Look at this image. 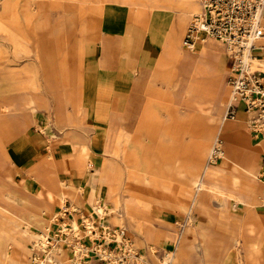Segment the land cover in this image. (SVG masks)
<instances>
[{"label":"rangeland","instance_id":"rangeland-1","mask_svg":"<svg viewBox=\"0 0 264 264\" xmlns=\"http://www.w3.org/2000/svg\"><path fill=\"white\" fill-rule=\"evenodd\" d=\"M127 1L132 8L149 10L150 3L148 6L144 0H140L142 4L138 0L137 2L134 0ZM193 1L198 12L197 0ZM4 2H6V7L2 6V0H0V106L15 101L18 103L17 105L23 108V102L34 96L40 103L41 111H46L48 116L54 117L55 129L59 134L71 130L83 132L77 94L80 82L78 74H80L82 47L95 30L100 7L105 0H4ZM192 14L194 13L184 17L179 39L176 42L177 54L175 56L177 61L172 62V102L161 101L159 103L160 117L146 120L148 122H146L145 127L154 126L157 133L155 144L146 146L145 150L138 149L141 145L136 143L135 135L121 136L113 133L109 136V149L103 153V169L105 171L100 184L102 203L103 201L106 202L109 207L115 208L117 206L119 213L122 212L125 204L131 205V209L138 220L137 224L127 220H122L121 223L109 222L104 224L108 228L107 230H124L125 238L129 241L134 254L126 260L125 264H161L164 256L174 251L172 249L177 252V257L173 263L171 260L170 264H178L180 259L184 257V250L195 248L191 232L186 230L189 226L187 223L189 215L192 220H197L195 218L197 211L193 208L192 202L193 191L188 178L202 172L203 166H206L209 150L216 138L222 141V147L225 144L216 127L212 129V134L209 135L207 127L200 121L201 118L192 112L189 97L186 96L187 100H184L183 84L190 77L187 75L188 69H185L186 72L182 69L179 59L183 55L192 58L196 54V52H187L182 45L183 34ZM20 31L23 35H28L29 52H26L23 39L19 38L22 37L18 35ZM16 35L18 38L15 37ZM33 40L40 41L38 58L35 57L36 53L34 54ZM207 42L218 44L224 52L225 47L219 41L207 40ZM261 44L264 45V41H261ZM259 58L264 59V56L260 55ZM58 69L61 79L58 82L61 87H64V94L59 96V105L63 109L60 118L57 117L56 110L53 109L58 102L55 93ZM51 74L54 75V82L51 80ZM227 74L228 63L226 59V72L222 77L225 89L223 112L229 94L226 82ZM179 78L182 83L180 82L178 86V82V87L173 88L174 83ZM31 83H33V88L30 87ZM72 89L75 90V93ZM22 108L18 107L14 112V119H11L12 112L3 113L0 111V120L4 122V119L7 123V127L4 123V132L9 127L19 132L20 129L18 128H21L23 120H26V111ZM239 117H243L241 112L236 115V118ZM222 122L236 124V122L229 120ZM240 125L249 136L250 133L246 125L244 123ZM141 127H143L142 123ZM60 136L65 137L66 135L61 134ZM73 147L74 145L71 144V148ZM252 148L256 153L257 165L258 150L255 147ZM73 151L76 154L77 150L73 149ZM86 153L88 157L89 151L87 150ZM169 153L170 155H168ZM26 156V151H24V156L21 157L26 158ZM47 157L52 158L50 154ZM20 159V157L17 159L15 157L14 162L22 161ZM2 160L0 158V205L14 211V208L4 203L3 196L7 190L13 189L16 192L19 187L6 181V169ZM23 160L25 161V159ZM160 162L168 163L166 166H159ZM100 168L94 167L93 169L98 170ZM88 170H90L89 166ZM55 171L53 170V172ZM78 176L81 175L78 174ZM241 177L244 178V181L248 180L246 176L242 175ZM20 180L30 181L31 179L22 178ZM70 181L76 184L75 181L71 179ZM113 185L115 186L117 205L114 200L109 198ZM256 188L257 192L253 199L254 208H248L247 205L237 208L239 216H253L256 211H260L264 215V210L259 204L264 189L258 181ZM85 189L88 188L85 186L78 187L77 192L80 191L82 195L76 194L74 201L67 200L64 204L65 207L59 209L54 205L37 203L29 198L27 193H19L20 196L29 200L27 212L39 215L45 222L44 229L40 226L31 225L32 231L37 235H43V238H47L48 241L47 245L46 243L44 245L45 248L37 246L32 248V255L28 264H38V261L43 259V255L50 256V264H70L71 258L77 259L79 264H106L95 253L88 254V257H81L82 255L76 248L66 247L63 242L64 238L73 240L78 244L82 242L93 244L100 240L104 245H109L111 251L117 250L114 243H111L110 237L108 243H104V234L99 218L92 215L90 210L88 213L87 208L83 209L82 204L89 205L90 208L92 206V195L86 196L82 192ZM214 203V200L210 198L204 199L207 208L218 210ZM230 212L232 211L230 210ZM226 213V218L221 221L227 223L229 225L228 230H231L232 225L230 224L235 222V219L228 216V211ZM107 219L108 216H104V220ZM158 219H161L164 224H158ZM64 224L69 228L64 232L59 231L57 226L61 227L60 225ZM13 225L5 217H0V231H4L0 235L1 251H13V247L3 244L7 235L13 236L14 243H16L15 247L19 246L22 241L17 231L11 229ZM88 225L89 228L93 226L94 239H90L85 233L84 227L89 229L87 228ZM75 234H79L78 237ZM168 239H171V242L175 239L174 246L169 251L166 250ZM56 249H61L64 255ZM1 251L0 264H8L6 259H3Z\"/></svg>","mask_w":264,"mask_h":264},{"label":"crops","instance_id":"crops-1","mask_svg":"<svg viewBox=\"0 0 264 264\" xmlns=\"http://www.w3.org/2000/svg\"><path fill=\"white\" fill-rule=\"evenodd\" d=\"M144 1L149 6L150 0ZM158 1L160 3L149 6L147 11L143 8H132L127 0H105L101 5L95 30L83 44L80 74H78L80 81L77 91L78 110L83 132L81 130L63 131L61 134L66 136H60L61 134L55 129L54 117L48 116L46 111H41L40 103L34 96L23 102V108L15 101L0 106L1 112H12L11 119H14L13 114L18 107L26 111V120H23L21 128H18L19 132L12 127L6 128L4 132L6 120L3 119L4 122L0 120V158L5 165L7 182L16 184L19 188L23 184L27 187L23 192L27 193L29 198L40 204L57 207L54 202H49L48 189L41 185L42 179H36L39 172L42 174L45 172L46 177L54 174L63 182L71 179L76 182L73 184L70 181L76 187L73 191L74 195H82L80 191L77 192V189L86 184L84 179L86 166L78 160L73 149L77 150V153L80 150L89 151L86 161L92 171L95 170L94 167H102L103 153L109 149V136L113 133L121 136L135 135L136 143L141 145L138 149L145 150L146 146L155 144L157 133L154 126L146 128L145 124L148 122L146 120L160 117L159 103L161 101L172 102V61H177L176 42L185 17L178 9H172V0ZM138 2L142 4L140 0ZM5 4L6 2L2 0L3 7H6ZM191 9L190 2L187 0L184 12H189ZM18 35L22 36L19 38L23 39L26 52H29L28 35H23L21 31ZM15 37L18 38L17 35ZM39 44V40L32 41L36 58L40 55ZM40 46L43 47V45ZM224 49L223 52L218 44L206 40L198 45L194 57L188 58L183 55L179 59L182 69L187 68L191 72L193 68L201 66L207 75L206 87L209 98L207 105L203 106L206 112L199 113L194 109L192 112L201 118L200 121H204L209 135L216 126L218 133L221 132V136L223 135L225 157L220 160V164L223 163V170L240 172L236 166L244 167L251 163L255 165L256 153L252 147L258 150L256 165L258 169V162L264 148L255 145L250 134L248 136L244 133L245 130L240 124L246 125L245 114L241 112L243 117L236 118L234 121L236 124L222 122L225 100L222 77L226 72L228 54L226 48ZM257 55L264 56V51H259ZM260 59L264 62L263 58ZM51 80L54 82L53 74H51ZM59 80L61 79L58 69L55 80L58 102L53 108L58 118L63 111L59 105V96L64 94V87L59 85ZM178 82L179 79L174 83L173 88L180 85L179 82L177 86ZM30 87H34L33 83ZM72 91L75 93L74 89ZM217 91L220 95L216 97ZM183 96L186 101V95ZM71 144L74 145L73 148ZM24 151L27 154L26 158L21 157L24 156ZM49 154L52 158L47 157ZM15 157L25 161L14 162ZM167 163L160 162L159 166H166ZM53 170H56V173ZM78 174L81 176L79 177ZM238 175L244 180L241 177L245 176L242 172ZM22 178L31 180H20ZM256 182L257 180L254 181L255 195ZM82 192L86 196L92 195L90 189ZM114 192L113 185L109 193L111 200H113ZM100 195L102 196L101 191ZM206 198L208 197L205 196L202 200ZM103 203L108 205L104 201ZM214 204L218 210L194 208L197 211L196 223L189 224L186 230L191 232L195 248L184 250V257L178 264H264V215L256 211L253 216H245L241 223L238 210H231L232 212L229 213L230 210L227 209L228 216L235 219V222L230 224L232 229L228 230L229 225L221 221L227 214H223L218 204ZM82 205L83 209L87 208L86 211L89 213V205ZM64 207L63 205L62 208ZM107 216L109 220L110 215L107 214ZM161 219H158V224H164L160 221ZM109 222L115 223V220L110 219ZM249 227L252 233H247ZM259 231L263 232L261 238L256 237ZM174 243L175 239L172 242L168 239L166 250H171Z\"/></svg>","mask_w":264,"mask_h":264},{"label":"bare ground","instance_id":"bare-ground-1","mask_svg":"<svg viewBox=\"0 0 264 264\" xmlns=\"http://www.w3.org/2000/svg\"><path fill=\"white\" fill-rule=\"evenodd\" d=\"M186 1L187 0H172V9H178L179 11H181L183 16L197 12L196 6L194 5L193 0H188V2H190V6L192 8L191 11L184 12ZM149 2H150V7L156 6L158 3H160V1H158V0H150ZM259 51L260 50H255V53L258 54ZM172 57H175V56H172ZM185 61H186V59H185ZM172 62H174V61H172ZM252 66L254 68L260 69L261 71H264V62L260 58L255 59L253 61ZM185 69H187V68H183L184 72H186ZM187 75H188V77H190V79H188L183 84L184 85L183 93H184V95L189 97L192 109L197 110L199 113H205L206 111L203 110V106H205V104L209 98V95L207 92V87H206L207 75L202 70L201 66L193 68L192 71L189 72ZM179 82H181L180 78H179ZM217 90H219V89H217ZM220 91H221V88H220ZM215 95H216V97L219 96L220 92L217 91L215 93ZM30 104H31V102H30ZM208 104H210V103H208ZM11 108H13V107H11ZM215 114H216V112H215ZM198 115H200V114H198ZM199 124L201 125V123H199ZM223 125H225V124H223ZM242 131H244V130H242ZM219 134L221 135V132ZM235 154H237V153H235ZM235 154H234V156H235ZM76 155H77L78 160L83 165L86 166V167H84L85 168L84 179L86 180V184H84V185H85V187L90 189L92 192V196H91L92 206L90 208V212L92 215H95L99 218L100 225L102 226L101 228L103 229V233L105 235L104 236L105 241H108V237L106 236V234L108 232V230H107L108 228L105 227L104 224L109 222L110 219L115 220V223H121L122 220H127V221H131V222H135L137 224L138 223L137 216L132 211L131 205L125 204L124 208L122 209V212L119 213V211L116 208L117 206L114 208V207H109L105 203L104 204L102 203V196L100 195V191H101L100 184H101V181L103 180V177H104V171H105V169H103L104 164L102 165V167L100 169L94 170L91 172V170H88V166L86 165V163H87L86 152L83 150H80L78 153L76 152ZM220 157H221L220 160H222L225 157V145L222 147V149L220 151ZM201 163H202V161H201ZM236 163H237V161H236ZM222 165H223V163L220 164L219 166H216V165H214V166H208V165L203 166V170L199 175H196V176L192 175L188 178L189 185L193 191L192 192L193 193V196H192L193 208L207 209V207L204 204V201L202 200V198L205 196H207L211 200H214V202L216 204H218L219 209L223 214H227L226 213L227 209L236 210L237 208L243 207L245 205H247L248 208L254 207V205H253L254 200L253 199L255 196L254 181H256V172H257L256 164L254 165V163H251L250 165L244 166V167L236 166L237 167L236 169H238L240 172H236V171L227 172V170L226 171L223 170ZM228 165H229V163H228ZM82 166H81V168H82ZM78 167H80V166H78ZM241 172L249 180L247 183H246L247 180L244 181L243 179H241L239 177L238 174ZM171 173H172V171H171ZM45 174H46L45 172L43 174H42V172H39L38 178L37 179L35 178V179L36 180L42 179L41 185L45 186L48 189L47 196H48L49 202H54L57 205V207L62 208L64 203L67 200L74 201L75 195H74L73 191L76 189V187L70 181L63 182L60 179H57L56 178L57 176L54 174L53 175L49 174V175H47V177ZM179 174H182V173H179ZM26 189H27V187L22 184V187H20L19 190L16 189V192L12 189L11 190L9 189L4 194V196H3L4 197V199H3L4 203H6L10 207L14 208L15 209L14 211H11V210L7 209L6 207H3L0 205V217H2V218L5 217V219L8 222L14 224L13 227H11V229H14L15 231H17V233L22 238L20 245L17 247H15L16 243H14V238L12 235L11 236L7 235L6 240L3 241L4 245L7 244V245L13 247V251H10V252L9 251L8 252L3 251V250L1 251V248H0L2 257H3V259H6L8 264H28L30 262V257L32 255V248L36 247V246L40 247V248H45L46 247V246L44 247L45 243H46V245L48 243L47 238L44 239L43 235H37L31 229V227H32L31 225L40 226V227H43V229H44L45 228V225H44L45 222L43 219L40 218L39 215L32 214L31 212H27L26 208L29 204V200H28V198L20 196V194H19V193L23 194L24 193L23 191H25ZM156 189H157V187H156ZM112 199L115 201V204L117 205L116 192H114ZM17 213H18V215H17ZM107 214L110 215V219L106 221V220H104V216ZM59 218H62V217H59ZM243 218L244 217H241V220H240L241 223L243 221ZM160 221L162 222V220H160ZM187 223L188 224H194V223H196V220H192V218L189 215ZM60 226L61 227L57 226V229L60 231H64L67 228L65 226V224L60 225ZM87 228H89V225ZM90 229H93V226H90L89 229L85 228V233L88 236L91 235ZM70 230L74 233V231L71 228H70ZM252 232L253 231H251L250 227H249V230L247 231V233H252ZM3 233H4V231H0V235ZM262 233H263L262 231L261 232L259 231L257 233L256 237H258V238L263 237ZM73 248H76L77 251L79 252V249L76 246ZM56 250H58L60 252V254L64 255L63 254L64 252L61 249H56ZM80 254L82 255V253H80ZM132 255H134V254L132 253ZM176 257H177V253L174 250V251H172L171 254L164 256V258L161 261V264H170L171 260L173 263L175 261ZM42 258L43 259L38 261V264H46V263L50 264L51 260H50L49 255H45ZM34 259H36V258H34ZM126 262H121V264H125ZM115 263H117V262L113 259H109V261L106 262V264H115ZM70 264H79V261L77 259L75 260V259L71 258Z\"/></svg>","mask_w":264,"mask_h":264},{"label":"built area","instance_id":"built-area-1","mask_svg":"<svg viewBox=\"0 0 264 264\" xmlns=\"http://www.w3.org/2000/svg\"><path fill=\"white\" fill-rule=\"evenodd\" d=\"M197 2L199 10L189 18L182 45L189 53L197 52L198 45L206 40H216L224 45L228 53L226 82L229 94L222 121H235L238 112L244 113L252 141L264 148V71L252 66L253 61L259 58L255 50L264 49V45L261 44L264 40V0H197ZM221 145L222 141L216 138L207 155L206 165H217L221 159ZM256 179L264 189V152L258 162ZM259 204L264 210V190ZM90 231L91 235L86 236L94 239L93 230ZM78 235L75 234L77 237ZM106 236L114 243L117 249L115 252L100 240L93 244L90 242L78 244L64 238L63 242L69 248L76 246L82 253L81 257L95 253L105 263L109 259L117 263L126 262L133 252L125 238L124 230L109 229ZM103 240L105 244L108 243L104 237Z\"/></svg>","mask_w":264,"mask_h":264}]
</instances>
